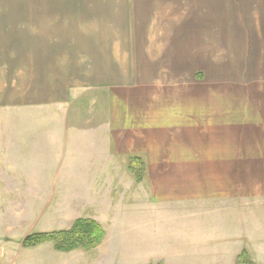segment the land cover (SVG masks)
<instances>
[{
    "label": "crops",
    "instance_id": "crops-1",
    "mask_svg": "<svg viewBox=\"0 0 264 264\" xmlns=\"http://www.w3.org/2000/svg\"><path fill=\"white\" fill-rule=\"evenodd\" d=\"M89 1L0 0V198L95 212L139 158L152 210L264 201V0H171L128 29ZM209 238L168 260L221 264L233 233Z\"/></svg>",
    "mask_w": 264,
    "mask_h": 264
},
{
    "label": "rangeland",
    "instance_id": "rangeland-1",
    "mask_svg": "<svg viewBox=\"0 0 264 264\" xmlns=\"http://www.w3.org/2000/svg\"><path fill=\"white\" fill-rule=\"evenodd\" d=\"M184 1L173 0L172 5L176 8L177 3H187V12H193L190 9L193 0ZM89 2L118 3L122 27L127 29L140 27L143 20L154 26L163 9L171 7L168 5L171 0ZM125 172L113 189H110L112 181H107L104 197L93 198L102 202L95 212H89L90 208L87 211L81 197H58L54 201V198H0V264H167L169 252H176L189 236L201 235L202 245L197 246L203 247L209 237L222 231L228 237L233 233L235 240L233 245L224 244L227 258L219 261L221 264H240L237 257L243 251L248 252L253 264H264V201L244 203L248 207L243 213L239 204L232 212L205 211L191 219L176 208L158 211L147 208L143 181L137 182L132 173L134 179L130 175L126 178ZM87 219L106 232V239L93 250L61 252L54 242L35 247L24 245L28 237L65 232L78 220ZM229 247H233V253H227Z\"/></svg>",
    "mask_w": 264,
    "mask_h": 264
},
{
    "label": "trees",
    "instance_id": "trees-1",
    "mask_svg": "<svg viewBox=\"0 0 264 264\" xmlns=\"http://www.w3.org/2000/svg\"><path fill=\"white\" fill-rule=\"evenodd\" d=\"M129 170L135 176L137 182L144 180L145 164L139 158H131ZM106 237V232L98 223L92 220H78L72 229L53 234H41L28 237L24 241L26 247H35L46 242H54L56 249L61 252H72L83 249L86 251L93 250L102 244ZM247 251H243L239 256L240 264H253L247 255Z\"/></svg>",
    "mask_w": 264,
    "mask_h": 264
}]
</instances>
